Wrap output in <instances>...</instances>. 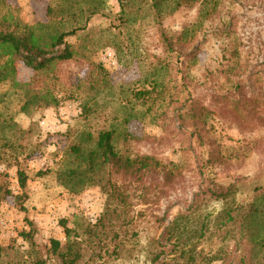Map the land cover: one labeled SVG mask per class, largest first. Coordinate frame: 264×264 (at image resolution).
Here are the masks:
<instances>
[{
	"label": "rangeland",
	"instance_id": "1",
	"mask_svg": "<svg viewBox=\"0 0 264 264\" xmlns=\"http://www.w3.org/2000/svg\"><path fill=\"white\" fill-rule=\"evenodd\" d=\"M101 1V11L86 29L66 39L77 53L74 59L58 63L47 85L32 84L52 89L60 100L57 107L20 113L16 103L10 104L9 83L0 84V94H6L0 113L9 106L24 132L19 137L23 155L29 154L18 166H0L10 193L0 203V245L7 248L0 264L37 258L60 264L47 245L56 240L65 247V228L73 230L81 249L78 264H150L155 241L178 215L186 216L192 229L201 222L208 227L192 244L208 257L217 254L212 264H250L249 247L240 236L224 239L225 229L216 230L227 205L205 190L213 184L235 185V201L244 205L264 188V0H167L159 14L150 0H125L122 10L116 0ZM66 2L1 0L0 22L9 12V30L18 34L47 24V8ZM71 19L66 17V26ZM159 27L172 52L163 46ZM32 76L30 69L18 66L19 82ZM153 86L152 98L134 100L133 92ZM65 103L71 105L68 113L74 108L79 114L60 117ZM127 114L132 116L123 123ZM108 128L116 130L121 155L151 157L166 168L132 177L118 174L117 184L130 202V223L128 234L120 233L117 257L103 253L106 196L97 187L71 194L57 179L67 149L83 133L95 136ZM17 167L27 175L23 192ZM100 219L103 225L95 224ZM32 228L31 245L20 234Z\"/></svg>",
	"mask_w": 264,
	"mask_h": 264
},
{
	"label": "trees",
	"instance_id": "2",
	"mask_svg": "<svg viewBox=\"0 0 264 264\" xmlns=\"http://www.w3.org/2000/svg\"><path fill=\"white\" fill-rule=\"evenodd\" d=\"M123 9L125 0H116ZM151 6L156 14H159L161 5L167 0H150ZM182 3H194L198 0H180ZM215 0H205L209 4ZM86 5L87 8H82ZM101 0H68L63 5L56 4L55 7L47 8L49 22L37 24L33 27L24 28L21 33L10 31L12 15L7 12L0 22V84L9 83L11 86L10 104L16 103L18 112L27 113L31 108H55L60 100L53 94L52 89L33 88L32 84L38 82L47 85L53 77V72L58 63L73 60L77 53L67 44L68 37L75 36L77 32L84 31L91 17L101 11ZM3 6L0 0V7ZM75 8H78L76 10ZM81 16L78 21L76 17ZM71 19L70 26H66ZM18 24L15 30H18ZM39 29H46L38 34ZM19 31V30H18ZM159 37L163 46L172 52L170 41L162 33L159 27ZM30 69L33 73L28 82H19L16 79L18 66ZM41 78V79H39ZM150 91L142 90L133 92L136 101H146L152 98ZM8 93V92H6ZM6 94H0V104L3 103ZM10 98V97H8ZM6 99V98H5ZM69 99V97H67ZM65 100V99H64ZM9 101V100H8ZM130 105H132L130 103ZM133 107L131 106L130 111ZM14 114L10 112L9 106L0 113V166L7 168L18 166L21 158L27 157L25 148H22L21 139L24 132L20 130L14 121ZM132 114H127L123 123H128ZM116 130L108 128L99 131L95 136L91 133H83L77 143L72 144L66 151L65 163L58 172L57 179L60 184L71 194H79L88 188L97 187L106 196L107 206L104 218L108 224L105 231L101 233V239L106 248L104 254L118 256L122 240L128 234V219L130 202L124 191L117 184V176L132 177L143 171H157L163 173L165 166L151 157L130 158L121 155L116 150ZM170 171V170H169ZM119 174V175H118ZM6 172H0V203L4 202L10 194L7 185L2 179ZM17 181L21 191L26 188L27 175L24 170L17 167ZM237 187L235 185L223 186L213 184L206 188L205 194L214 201L223 202L227 206L218 217L217 231L225 229L224 239L232 234L231 238L239 235L240 239L249 247L250 264H264V188H259L255 197L247 204H238L235 201ZM225 214V215H224ZM104 219L96 220L95 224L103 225ZM94 224V225H95ZM187 223L186 216L178 215L171 223L163 228L158 240L157 247L152 251L150 264H212L219 260L217 254L208 257L201 251L197 252L196 245L192 244L195 237H203L208 227L203 223H197L196 228ZM234 225V228H229ZM234 229L235 231H233ZM66 244L62 247L60 242L49 240L47 252L60 261V264H78L82 260V252L77 241L73 237V230L65 228ZM34 229L20 234L24 240L33 244ZM100 236V235H99ZM0 245V257L2 251H6ZM111 249V250H110ZM220 250L217 251V253ZM102 252L96 255L101 257ZM211 254L212 251H209ZM173 256L171 260H168ZM241 261V260H240ZM46 260L37 258L28 264H45Z\"/></svg>",
	"mask_w": 264,
	"mask_h": 264
},
{
	"label": "built area",
	"instance_id": "3",
	"mask_svg": "<svg viewBox=\"0 0 264 264\" xmlns=\"http://www.w3.org/2000/svg\"><path fill=\"white\" fill-rule=\"evenodd\" d=\"M108 57H110V55H108ZM70 104H67V103H65V104H63L62 106H61V109L62 108H64V111H60L59 112V116L60 117H64V119H69V118H71V117H76L78 114H79V112L78 111H76V109H74V108H72L73 109V112L72 113H68L67 112V109L68 108H70ZM60 109V110H61ZM41 124L43 125V126H45L46 124H47V121L46 120H43L42 122H41Z\"/></svg>",
	"mask_w": 264,
	"mask_h": 264
}]
</instances>
